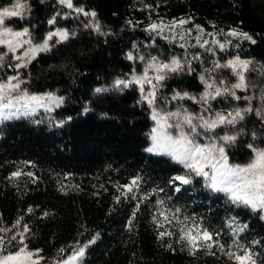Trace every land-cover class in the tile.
Returning <instances> with one entry per match:
<instances>
[{"label": "trees", "instance_id": "trees-1", "mask_svg": "<svg viewBox=\"0 0 264 264\" xmlns=\"http://www.w3.org/2000/svg\"><path fill=\"white\" fill-rule=\"evenodd\" d=\"M12 1L0 0V9ZM27 2V16L13 21L18 26L27 24L34 42H42L56 29L67 30L70 38L62 43L50 41L49 51L38 54L20 70L28 91L56 89L62 95V106L52 114L40 109L35 116L0 123V227L11 228L9 237L17 236L8 251L22 247L20 234L27 225L30 231L24 233V244L40 250L43 264L64 259L88 240L94 242L87 244L84 257L76 264H236L225 255L229 250L243 254L233 241L248 249L256 264H264L262 213L232 204L194 175L190 184L180 185L181 191L175 192L169 180L186 175V170L167 155L145 151L154 124L152 108L141 101L137 84L122 90L113 87L119 78L142 75L152 57L168 62L173 56L190 60L199 54L200 59L191 64L193 72L172 74L163 82L157 92L158 111L176 112L182 105L181 111L187 109L210 120L216 112L261 108L264 0H73L74 5L94 11L95 21L75 12L64 18L69 12L58 0ZM57 12L61 16L50 25L49 19ZM180 19L190 22L166 27L159 34L148 30L152 23L163 22L164 26ZM97 21L103 34L94 26L85 27V22L94 25ZM232 30L248 33L256 43L228 36ZM197 36L210 42L215 55L196 45ZM213 39L232 43L221 52L211 43ZM130 52L137 58L129 60ZM237 55L252 61L245 73L249 87L235 90L238 96L254 97L250 105L226 96L210 101L212 111L205 113L207 106L193 100L171 101L175 92L199 97L205 90L201 75L210 81L222 77L228 84L235 83L236 77L227 68L206 70L217 60L223 64ZM13 72L5 67L0 77ZM144 87L147 91L148 85ZM97 88L107 91L97 92ZM235 128L239 131L237 141L226 147L232 161L250 159L249 144L264 148V122L259 116L248 113ZM228 134L236 133L230 129ZM17 170L31 172L35 179L27 175L9 179ZM135 177H140L139 187L124 195L122 186ZM161 200L163 205L158 203ZM176 208L181 219L193 217L225 248L214 245L192 255L179 241L175 224L165 228L177 234L160 239L158 232L163 229L157 228L153 217L159 218L160 211L171 216Z\"/></svg>", "mask_w": 264, "mask_h": 264}, {"label": "snow or ice", "instance_id": "snow-or-ice-1", "mask_svg": "<svg viewBox=\"0 0 264 264\" xmlns=\"http://www.w3.org/2000/svg\"><path fill=\"white\" fill-rule=\"evenodd\" d=\"M58 3L71 10L64 18L75 12L78 15L90 17L95 21L97 14L94 11H85L83 7L74 5L73 0H58ZM145 7L150 8L152 6L146 5ZM29 11L30 7L27 0H15L12 7L0 9V48L3 49L0 51V70L5 67L15 70V74L13 75L0 77V122L35 116L39 109H44L45 112L50 113L54 110V107H60L64 102L62 97H56L51 94H30L27 88L23 87L26 81L21 78L20 70L27 68L28 64L38 54L49 51L50 41L62 43L70 38L67 30L56 29L49 32L42 42H34L29 28L25 27L22 30H13L6 26L7 19L24 18ZM59 16H61V13L57 12L55 16L49 19L48 23L55 25ZM189 22V20L180 19L171 25L164 26H162L163 22L161 24L152 23L148 30L159 34L166 27L175 28ZM93 26L96 32L101 33L98 21L94 25L85 22V27ZM196 27L201 33L204 32V29L199 25ZM227 35L237 38L242 37L253 44L256 43L248 33L232 30ZM181 39H183V36H181ZM209 43L208 40H202L201 36L196 37V45L215 55V51L209 46ZM211 43L215 44L221 52H224L227 50V45H230L232 42L231 40L220 42L213 39ZM181 47H184V45H181ZM18 52L19 54H17ZM9 56H11V60L8 59ZM127 58L133 60L137 57H134L130 52ZM138 58L144 60L143 56ZM199 59V54H194L190 60L173 56L168 62H161L157 58L152 57L151 62L147 63L146 70L142 75L132 80L117 79L113 87L116 90H122L128 88L130 84L139 85L141 101L146 102L152 108L151 118L156 124L150 133L151 144L145 151L156 155H167L186 170V175H176L169 180V183L174 186L173 190L175 192L181 191L180 185L190 184L194 175L201 177L205 181L206 187L213 192L223 193L232 204L237 206L243 205L250 208L253 212L264 214V149L258 148L254 144H249L248 148L251 150L253 158L246 165L230 164L226 152V147L237 141L239 131L235 126L244 120L246 114L254 113L264 122V105L258 109H253L251 106H246L242 109L238 107L233 112H228L227 114L222 111L216 112L214 118L210 120L205 119L199 113H191L187 109L181 111L182 105L178 106L176 112L162 114L161 111L156 110L157 92L163 86V82L170 78L172 74L193 72L192 61ZM251 64V60H243L239 56L233 57L223 64L217 60L213 68L206 71L213 72L227 68L236 77L235 83L228 84L222 77H215L210 81L204 75H201L199 79L204 85L205 90L199 97L192 96L187 92H175L171 97V101L193 100L207 106L203 108L205 113L212 111L210 101L226 96H231L236 101L244 100L250 105L254 97L238 96L235 90L245 91L249 87L245 73L250 71ZM149 71L154 74L149 76ZM145 85H148L147 91H145ZM96 91L103 92L107 91V89L97 88ZM161 99L164 98L161 97ZM260 99L264 101V95ZM34 122L40 123L41 121L36 120ZM218 129L223 131L224 134L220 135V131H217ZM230 129L234 130L236 134H228ZM213 133H215L214 136L212 135ZM202 136L208 137V143L200 142ZM22 175L33 177V173L31 172L25 173L23 170H17L11 173L9 179H19ZM139 181L140 177H135L129 185L122 186L126 190L124 195L132 193L134 188H138ZM160 191H163V189H160ZM146 198L144 197L143 199ZM116 200L119 203L120 197H116ZM158 203L163 205L164 202L161 200ZM28 211L31 212L32 209H28ZM179 213L180 209L176 208L171 216L165 211H160L159 218L153 217V222L157 228L163 229L158 232L160 239L163 240L166 237L176 235V232L165 228L166 224L170 226L175 224L178 226L179 241L184 242L185 246L189 249V253L192 255H195L201 248L211 249L214 245L221 249L225 248V245L219 244L218 240L214 239L212 232L207 228H202L199 223H195L193 217L184 216L181 219ZM134 217L135 213H133L132 218L128 221L129 227H131ZM261 218L264 219V215ZM190 220L192 223H189ZM19 223L17 221V225ZM17 225H13L12 227H16ZM9 231H11V228L0 227V264H39V261L43 259V257L39 256L40 250H36L35 252L29 251L27 245L24 244V233L30 231L28 226H23V232L20 234L19 241L23 246L15 252L8 251V247L12 242L17 240L16 235L10 237L7 235ZM215 236L218 237L219 232H216ZM93 242L90 241L89 243ZM233 244L240 248L243 254L230 250L226 251L225 255L229 259L235 260L236 264H256L252 258V253L248 249L243 248L235 241H233ZM168 247L171 248V245H168ZM64 251V249H60L61 253ZM84 255L85 248L81 247L75 255L71 256L70 260L58 262V264H76Z\"/></svg>", "mask_w": 264, "mask_h": 264}, {"label": "rangeland", "instance_id": "rangeland-1", "mask_svg": "<svg viewBox=\"0 0 264 264\" xmlns=\"http://www.w3.org/2000/svg\"><path fill=\"white\" fill-rule=\"evenodd\" d=\"M15 3V0L14 1H12V2H10V3H8V4H6L4 7H2L1 9H3V8H5V7H12V5ZM81 7V6H80ZM85 9V8H84ZM71 10H69V9H67V12H70ZM85 11H87L86 9H85ZM73 13V12H72ZM27 16V15H26ZM25 16V17H26ZM17 19H20V20H24V18H17ZM13 20H15V18H10V19H7L6 20V26L7 27H10V28H12L13 30H22L23 28H25V27H27V24H23L22 26H18L17 24H16V22L15 21H13ZM49 44H50V42H49ZM3 49L2 48H0V51H2ZM17 54H19V52L17 53ZM238 56V55H237ZM234 57H236V56H234ZM241 59H243V60H251V59H248V58H246V57H242V56H239ZM159 60V59H158ZM159 61H161V60H159ZM149 62H151V60L149 61ZM162 62V61H161ZM13 74H15V72H13V73H10V74H8V75H13ZM149 76H151V75H153L154 73L153 72H151V71H149ZM4 77V76H3ZM136 77H139L137 74H134V75H132L131 77H128V78H126V80H132V79H134V78H136ZM119 79H124V78H119ZM139 86V85H138ZM23 87H25V86H23ZM30 94H36V95H48V94H51V95H54V96H56V97H62V95H61V93H59V91L58 90H56V89H48V90H44V91H40V92H30V91H28ZM62 106V105H61ZM60 106V107H61ZM57 108H59V107H54V110L53 111H55ZM40 110V109H39ZM156 110H157V107H156ZM158 111V110H157ZM50 114H52V113H50ZM163 114V113H162ZM60 123L61 122H63V120H60L59 121ZM1 123V122H0ZM156 126V124H155V121H154V124L152 125V128L153 127H155ZM152 128H151V130H152ZM151 130H150V132L149 133H151ZM200 142L201 143H208V137H205L204 139H200ZM150 144H151V140H150V142L148 143V145H147V147H149L150 146ZM262 149H264V148H262ZM227 152V151H226ZM253 158V156L250 158V159H248V160H246V161H232L230 158H229V156H228V159H229V163L230 164H240V165H246L251 159ZM262 215H264V214H262ZM89 243V240L88 241H85L84 243H82V244H80V245H78V246H76L72 251H71V253L67 256V257H65L64 259H62V260H58V261H56L55 263H53V264H58V262H62V261H64V260H70V258H71V256L72 255H75V253L77 252V250L78 249H80L81 247H86L87 246V244ZM23 246V245H22ZM29 251H33V252H35V250H31V249H28ZM13 252H15V251H13ZM40 256V255H39ZM41 257V256H40ZM41 261V260H40ZM39 261V264H43V263H41ZM78 262V261H77Z\"/></svg>", "mask_w": 264, "mask_h": 264}]
</instances>
